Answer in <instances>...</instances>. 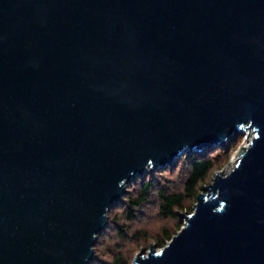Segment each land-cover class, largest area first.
I'll return each instance as SVG.
<instances>
[{
  "label": "water",
  "instance_id": "obj_1",
  "mask_svg": "<svg viewBox=\"0 0 264 264\" xmlns=\"http://www.w3.org/2000/svg\"><path fill=\"white\" fill-rule=\"evenodd\" d=\"M246 128L133 264H264V0H0V264H89L131 180Z\"/></svg>",
  "mask_w": 264,
  "mask_h": 264
},
{
  "label": "rangeland",
  "instance_id": "obj_2",
  "mask_svg": "<svg viewBox=\"0 0 264 264\" xmlns=\"http://www.w3.org/2000/svg\"><path fill=\"white\" fill-rule=\"evenodd\" d=\"M251 136V130L246 128L229 139L226 146L217 145L208 149L206 154L216 158L219 165L202 182L200 192L203 186L212 181L217 172L225 174L232 168L244 146L248 145ZM179 161L174 168H172V165L158 167L152 171L148 168L142 176L143 179L138 178L132 184H127L128 191L123 197L125 200L113 206L111 214L108 215V226L99 235V243L95 244L97 250L102 253L91 264H116L118 256H120V262L117 264H133L136 255L142 249L144 251L148 250L151 244L160 248L170 240L162 238L164 229L172 233V236L179 231L184 224V218L180 217V213L193 211L196 201L186 198L182 208L176 209L178 216L174 220L164 218L159 214L160 200L156 194L160 187H165L168 192L182 189L187 171V162L183 164V161ZM149 179L153 181V190L150 192L149 200L140 207L134 208L132 206L131 210L128 209V206L131 205L128 199L138 194L141 180ZM130 214H133L131 218L129 217ZM177 223L180 224L178 228H176Z\"/></svg>",
  "mask_w": 264,
  "mask_h": 264
},
{
  "label": "trees",
  "instance_id": "obj_3",
  "mask_svg": "<svg viewBox=\"0 0 264 264\" xmlns=\"http://www.w3.org/2000/svg\"><path fill=\"white\" fill-rule=\"evenodd\" d=\"M210 148H206L203 151H193L190 154H182L175 160L172 164V168H174L177 165V162L183 161V164H186L187 162V171L186 175L184 178L183 186L182 189L177 191H171L168 192L166 191L165 187H160L157 190V196L160 200L159 204V214L164 217V218H170V219H177L178 212L176 209L182 208L183 202L186 198L191 199V200H197V195L199 194L200 190V185L202 182L208 177L210 172L219 165V161L216 160V158H213L212 156L207 155V151ZM220 155V154H218ZM217 155V156H218ZM179 161V162H180ZM143 175H139L133 180H131L129 183H133L136 179L141 178ZM128 183V184H129ZM153 190V181L152 180H141L140 187L138 194L135 197L129 198V203L131 204L128 206V209L131 210V207L133 206L134 208L140 207L144 203H146L149 200V195L150 192ZM128 191V189H127ZM126 191V192H127ZM124 195L122 196L121 200L119 202H116L115 204L112 205V207L108 211V215L111 214L113 206L119 204L125 198H123ZM133 214H130V218ZM110 216V221H111ZM178 221V220H177ZM109 221H107V225L98 234V238L95 244L99 243V235L102 234L107 226H108ZM180 224L177 223L176 228H178ZM139 233V232H138ZM162 238L164 240H168L172 237V233L168 232L166 229H164V232H162ZM122 236V235H121ZM161 240V239H160ZM159 240V241H160ZM162 241V240H161ZM94 250L96 252L94 258L89 262V264L92 263L96 258L100 256L102 253L100 250H97L96 246L94 245ZM113 251V249H112ZM94 252V253H95ZM120 262V256H118V259L116 260V264Z\"/></svg>",
  "mask_w": 264,
  "mask_h": 264
},
{
  "label": "bare ground",
  "instance_id": "obj_4",
  "mask_svg": "<svg viewBox=\"0 0 264 264\" xmlns=\"http://www.w3.org/2000/svg\"><path fill=\"white\" fill-rule=\"evenodd\" d=\"M249 141V140H248ZM248 144H249V142H248Z\"/></svg>",
  "mask_w": 264,
  "mask_h": 264
}]
</instances>
